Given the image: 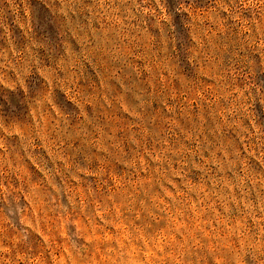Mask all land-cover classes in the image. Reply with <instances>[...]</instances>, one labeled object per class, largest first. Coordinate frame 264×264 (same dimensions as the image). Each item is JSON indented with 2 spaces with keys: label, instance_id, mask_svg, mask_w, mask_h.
<instances>
[{
  "label": "rangeland",
  "instance_id": "obj_1",
  "mask_svg": "<svg viewBox=\"0 0 264 264\" xmlns=\"http://www.w3.org/2000/svg\"><path fill=\"white\" fill-rule=\"evenodd\" d=\"M0 264H264V0H0Z\"/></svg>",
  "mask_w": 264,
  "mask_h": 264
}]
</instances>
